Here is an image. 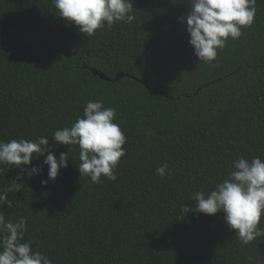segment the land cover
<instances>
[{"label":"trees","instance_id":"16d2710c","mask_svg":"<svg viewBox=\"0 0 264 264\" xmlns=\"http://www.w3.org/2000/svg\"><path fill=\"white\" fill-rule=\"evenodd\" d=\"M133 7L131 25L88 38L52 0H0V140L49 136L58 158L68 146L52 133L70 127L89 100L114 108L127 137L116 181L79 177L78 148L47 184L43 156L33 159L43 171L8 193L16 205L3 206L6 219L25 217L24 240L53 264H264V237L244 246L222 212L181 213L234 159L264 158V0L252 27L210 65L198 62L179 22L187 0ZM165 163L173 172L162 178L155 169ZM19 171L0 165V188Z\"/></svg>","mask_w":264,"mask_h":264},{"label":"clouds","instance_id":"9594fccd","mask_svg":"<svg viewBox=\"0 0 264 264\" xmlns=\"http://www.w3.org/2000/svg\"><path fill=\"white\" fill-rule=\"evenodd\" d=\"M189 10L181 15L179 22L185 25L198 62L212 64L218 52L228 41L239 40L243 28L254 24L257 0H187ZM57 15L77 28L79 33L90 38L97 30H111L114 24L131 25L135 20L133 0H52ZM27 95V91L25 92ZM116 110L105 107L102 101L89 100L83 107V115L77 116L70 127L57 128L51 137L57 145H67L59 157L51 151L48 137L41 135L35 140L24 138L0 140V165L19 169L10 185L0 188V264H53L45 253L33 250L32 241L24 240L28 231L27 219H6L3 206L14 208L8 193L21 190L22 176L31 179L43 171L32 165V160L43 156L47 165V180L54 181L60 169L68 166L69 151L78 148L79 177L89 178L92 184L118 179L116 170L127 150L123 147L127 137L118 123L114 122ZM148 135H151L149 132ZM31 167H25L29 166ZM227 176L210 190H198L192 194L194 207L182 205V215L195 212L205 215L224 214L229 229L242 245L247 246L264 237L260 227L264 216V158L251 159L239 156L231 162ZM173 169L165 163L155 169L160 177L170 176ZM252 264V257L247 258ZM256 264H260L256 261Z\"/></svg>","mask_w":264,"mask_h":264},{"label":"water","instance_id":"95a60500","mask_svg":"<svg viewBox=\"0 0 264 264\" xmlns=\"http://www.w3.org/2000/svg\"><path fill=\"white\" fill-rule=\"evenodd\" d=\"M90 71L95 74V75H98L100 78L104 79V80H107V81H111L113 80L112 78L108 77L105 73H103L102 71L96 69V68H93V67H89ZM123 73H118L116 74V76L114 77V80H117L119 79L120 77H122Z\"/></svg>","mask_w":264,"mask_h":264}]
</instances>
